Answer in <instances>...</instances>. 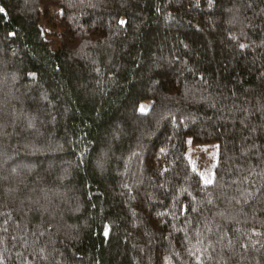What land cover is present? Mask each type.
Instances as JSON below:
<instances>
[{"label": "trees", "instance_id": "trees-1", "mask_svg": "<svg viewBox=\"0 0 264 264\" xmlns=\"http://www.w3.org/2000/svg\"><path fill=\"white\" fill-rule=\"evenodd\" d=\"M0 264H264V0H0Z\"/></svg>", "mask_w": 264, "mask_h": 264}, {"label": "rangeland", "instance_id": "rangeland-1", "mask_svg": "<svg viewBox=\"0 0 264 264\" xmlns=\"http://www.w3.org/2000/svg\"><path fill=\"white\" fill-rule=\"evenodd\" d=\"M42 33L51 49L57 48V31L48 27L45 23L41 25ZM149 102L145 101L139 105V110L145 112L148 109ZM217 147L215 145L192 146L189 148V158L192 165L204 174L211 172L216 160Z\"/></svg>", "mask_w": 264, "mask_h": 264}]
</instances>
